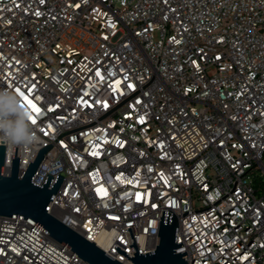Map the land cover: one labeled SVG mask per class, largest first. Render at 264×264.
I'll list each match as a JSON object with an SVG mask.
<instances>
[{
    "label": "built area",
    "instance_id": "built-area-1",
    "mask_svg": "<svg viewBox=\"0 0 264 264\" xmlns=\"http://www.w3.org/2000/svg\"><path fill=\"white\" fill-rule=\"evenodd\" d=\"M2 170L119 264L162 211L185 264H264V0H0ZM0 264H87L0 217Z\"/></svg>",
    "mask_w": 264,
    "mask_h": 264
},
{
    "label": "water",
    "instance_id": "water-1",
    "mask_svg": "<svg viewBox=\"0 0 264 264\" xmlns=\"http://www.w3.org/2000/svg\"><path fill=\"white\" fill-rule=\"evenodd\" d=\"M46 150L47 148L41 149L34 155L26 169L19 174L18 149L12 148L10 168L4 174L2 170L3 147L0 146V217L27 222L87 264H119L47 212L62 178L56 176L51 187H48V184L52 178L47 175L40 187L30 182ZM123 234L133 258L115 247L113 249L132 264H185L183 260L186 258L185 253H175L181 244H176L177 222L168 211H162L155 245L151 252L137 255L129 229L123 230Z\"/></svg>",
    "mask_w": 264,
    "mask_h": 264
}]
</instances>
